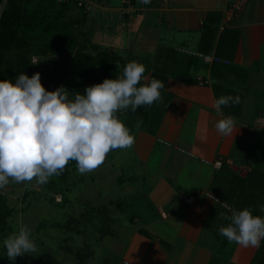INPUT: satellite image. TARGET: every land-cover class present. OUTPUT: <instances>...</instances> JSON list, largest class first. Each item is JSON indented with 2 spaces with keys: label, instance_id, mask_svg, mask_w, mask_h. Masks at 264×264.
<instances>
[{
  "label": "crops",
  "instance_id": "1",
  "mask_svg": "<svg viewBox=\"0 0 264 264\" xmlns=\"http://www.w3.org/2000/svg\"><path fill=\"white\" fill-rule=\"evenodd\" d=\"M123 1L95 0L87 26L93 38L98 33L105 45L127 53L125 60L167 75L163 115L145 151L155 162L156 179L147 187L157 206L142 223L136 214L129 223L113 221L105 233L113 257L101 262L94 254L84 264H264V240L243 248L219 232L230 224L222 213L247 208L264 217V0H247L230 19L234 0H134L139 9L119 17ZM189 52L230 63H204ZM197 76L209 82L198 84ZM225 95L240 103L221 106L220 115L212 105ZM229 116L234 132L223 136L215 124ZM185 195L196 203L186 204Z\"/></svg>",
  "mask_w": 264,
  "mask_h": 264
},
{
  "label": "clouds",
  "instance_id": "2",
  "mask_svg": "<svg viewBox=\"0 0 264 264\" xmlns=\"http://www.w3.org/2000/svg\"><path fill=\"white\" fill-rule=\"evenodd\" d=\"M150 2L141 0L142 4ZM144 73L142 64L129 62L121 77L88 86L84 94L77 92L74 100H69L63 86L46 90L39 73L31 77L22 73L15 83L0 81V189L10 181L46 184L50 177L62 174L70 161L76 162L80 174H88L104 163L110 151L130 149L135 137L116 113L151 106L161 99L159 90L164 88L157 79L138 86ZM239 103V96L225 95L215 99L212 106L223 115L221 106ZM140 123L138 120L137 127ZM215 128L219 134L230 136L234 119H221ZM260 211L264 212V205ZM221 215L230 221L219 229L229 243L243 248L260 247L264 217L252 215L247 208L233 210L231 216ZM3 244L10 261L36 250L27 226L10 234Z\"/></svg>",
  "mask_w": 264,
  "mask_h": 264
},
{
  "label": "rangeland",
  "instance_id": "3",
  "mask_svg": "<svg viewBox=\"0 0 264 264\" xmlns=\"http://www.w3.org/2000/svg\"><path fill=\"white\" fill-rule=\"evenodd\" d=\"M77 12V9H72L69 14L75 16ZM96 30L99 32L98 28ZM98 35L93 38L94 41L103 42ZM33 56L38 59L36 55ZM123 56L128 55L126 53ZM34 63L36 65L31 76L42 69L48 73L52 57H48L41 65L37 66L36 61ZM178 72L175 70L174 76ZM163 93H166L164 89L161 98ZM161 103V99L153 103L147 120L139 127L132 124L133 121H128V109L117 112V118L135 137V144L127 150L110 151L104 163L91 173L80 174L75 165L58 181L50 177L43 185L37 184L35 180L24 183L10 181L2 191L6 194L8 204L13 207V215L9 218L10 229L0 233V252L6 253L3 241L10 234L18 233L20 227L27 226L36 250L18 256L19 264H84L94 254L95 259L97 257L101 262L104 259L109 262L108 258L113 255L112 250L107 249V243L112 240L105 233L112 226L111 223L115 220L129 223L132 214H136L138 223H142L156 211L155 198L151 197L147 187L156 179L152 178L157 175L152 174L155 162L153 157L148 158L145 151L146 145L155 137L153 133L163 115L164 105L162 107ZM140 137L143 140L147 138L144 144L139 145L137 142ZM155 145L153 150L158 153L161 145ZM119 178H123L124 182L120 184ZM61 193L64 198L58 202L55 196ZM115 200L119 201L117 206ZM101 235L105 237L100 242Z\"/></svg>",
  "mask_w": 264,
  "mask_h": 264
},
{
  "label": "trees",
  "instance_id": "4",
  "mask_svg": "<svg viewBox=\"0 0 264 264\" xmlns=\"http://www.w3.org/2000/svg\"><path fill=\"white\" fill-rule=\"evenodd\" d=\"M72 9L78 11L75 16L69 14ZM87 16L73 0H6L0 15V81L15 83L22 73L30 77L36 65L33 55L38 57L37 66L52 57L49 72L39 71L40 82L48 91L63 86L69 93V100H74L77 92L84 94L88 86L102 83L104 79L121 77L125 65L134 60H125L113 47L94 41V29L87 26ZM134 62L142 64L145 67L144 78L148 76L138 86L151 79L165 84V73L152 70L143 61ZM151 106H141L135 112L128 109V121L137 124L139 120L144 124ZM75 165V161H70L62 174L51 177L52 180L58 181ZM118 181L121 184L124 179L119 178ZM60 195L62 201L64 196ZM115 204L117 206L119 201L115 200ZM12 215L13 207L0 190V233L10 229L9 218ZM0 264H19L18 257L10 261L6 254L0 252Z\"/></svg>",
  "mask_w": 264,
  "mask_h": 264
},
{
  "label": "built area",
  "instance_id": "5",
  "mask_svg": "<svg viewBox=\"0 0 264 264\" xmlns=\"http://www.w3.org/2000/svg\"><path fill=\"white\" fill-rule=\"evenodd\" d=\"M5 1L6 0H2L0 2V15H1V12H2V9L5 5ZM64 1H70V0H57V2H64ZM76 7L79 8V9H82L85 13H87L88 15H92L95 13V0H73ZM135 1H141V0H135ZM247 2V0H234L230 6H229V10H230V17L229 19L236 13L240 12L245 3ZM137 9L136 5H135V2L134 0H124L122 2V5H121V14L119 15V17H122V15L124 13H133L135 12ZM191 55H194L198 58H200L204 63H221V64H225V65H228L230 63V61L228 59H224V58H221L219 56H216V55H211V54H206V53H198V52H189ZM33 61H36V57L33 56ZM195 81L198 83V84H207L209 81L208 79H204L202 78L201 76H197L195 78ZM259 122L261 123H264V118H259ZM205 195L215 201H218V202H221L219 201V199L214 196L212 193L206 191L205 192ZM55 200L56 201H61V195H57L55 196ZM183 201L186 203V204H194L196 203V199H195V196L193 195H185L183 196ZM222 205L224 206H227L226 204H224L223 202H221ZM228 207V206H227ZM124 263L126 264H133V263H130V262H127V261H124Z\"/></svg>",
  "mask_w": 264,
  "mask_h": 264
}]
</instances>
